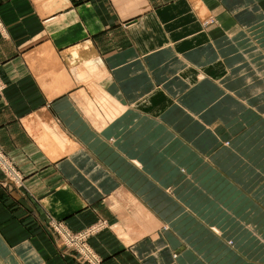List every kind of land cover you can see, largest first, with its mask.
Returning a JSON list of instances; mask_svg holds the SVG:
<instances>
[{"label": "crops", "instance_id": "crops-1", "mask_svg": "<svg viewBox=\"0 0 264 264\" xmlns=\"http://www.w3.org/2000/svg\"><path fill=\"white\" fill-rule=\"evenodd\" d=\"M263 8L264 0H0V149L23 176L18 188L0 171V264H87L52 234L53 221L75 233L105 222L89 238L101 264H210L192 236L178 235L191 233L192 216L223 241L231 224L260 232L229 212L209 218L175 204L204 200L222 183L209 169L220 178L239 169L225 158L230 121L250 107L264 117ZM219 142L223 162L210 164ZM159 200L178 212L172 221L151 204ZM233 240L244 258L215 264H264L253 251L262 242Z\"/></svg>", "mask_w": 264, "mask_h": 264}, {"label": "rangeland", "instance_id": "rangeland-1", "mask_svg": "<svg viewBox=\"0 0 264 264\" xmlns=\"http://www.w3.org/2000/svg\"><path fill=\"white\" fill-rule=\"evenodd\" d=\"M257 11L264 12V8L262 10H257ZM247 22L248 21L246 22L244 21L243 25L246 24ZM233 23L235 24L236 21H233ZM246 25H244V27H246ZM232 26L233 24L230 25V27ZM257 29H258V33L256 34V37L257 39L260 40L261 42L260 44L264 46V28L258 27ZM142 107L145 108V110L149 108V106H147L146 104H143ZM222 108H223L222 106H216L215 110L217 111ZM228 110H229L228 106L226 105V111ZM170 114H172L171 111L159 112V115L163 116V118H166L169 121L172 120V118L169 117ZM155 115L157 116L158 114L156 113ZM223 140L227 142L231 141V145L228 146L227 148L230 149L231 151L225 156V158H227L232 165H236V166L240 165L239 169H237V167L236 168L231 167V169L223 168L222 172L224 174L222 178H220V174H215L211 172L212 169H209V178L210 177L215 178L216 182L219 179H222V183L217 184L216 186L214 185L215 186L214 188L212 187L208 188L205 192L206 199L204 200L198 199V200H190L187 202H185L184 200L176 201L175 209H178L180 212L181 210L180 205L185 206V204H188V206L186 207L190 208V210L187 209L189 210V213H191L192 211L202 212V210L205 209L210 214L209 218L211 217L214 218V216L216 217L217 215L218 216L226 215L229 212L234 214L237 220H239L241 223L244 222L247 224L255 225V226H251L252 230L258 229L260 232H256V233L251 232L249 231L250 227L248 226L245 227V231H244V227H241L242 229L241 231L238 227H235L233 231L232 230L233 224H231L226 226V230H225L226 233L224 234L225 240L223 241V238L215 236V234L211 231V229L208 230L206 226H203L201 225L200 222H197L196 218L192 220L193 216L191 219L188 218L189 221L187 220L184 226L189 227L191 233L186 232L178 235L181 237L192 236L193 237L192 241L194 242V244L198 246V250H199L198 254L199 255L201 254L206 260V262H210V264H215L219 259V257L222 256L224 258H234V257L244 258V256L240 255V253L236 254V252L232 250L234 238L238 242L239 241L245 242L246 241L245 239L247 240L252 239L254 241L253 243L254 245H257L260 242L264 244V225L262 224L259 225V221H264V217L258 216V212H257L258 210L264 211L263 209L264 208V117L261 114H259L255 109L250 107L249 109L244 111L239 117L233 119L228 123L227 130L223 134ZM226 143L222 144L219 142L217 143V147L214 148L215 151L212 150V148L210 149V151H208L209 154H211L210 157L208 156L209 157L208 160L210 164L212 163L221 164L223 162V160L218 155V153H221V151L224 150V148L226 147ZM232 147L234 148L233 150H235L236 153L233 152V150L231 149ZM0 171H2V173L5 176L4 179L6 180L7 176L2 170V168H0ZM256 176L259 177L255 182H253V179ZM8 182L14 185L13 181H8ZM225 188H228L227 191ZM185 192H186L185 190L181 191L180 196L185 197L184 195ZM197 192L192 191V193L201 195L200 193ZM215 200L226 205L225 207L226 209H222V210L215 209V211H213L211 207L214 206ZM151 204L155 205V208H157L161 212H164L167 215V217L170 218L171 221L178 213L175 212L173 208L168 209L170 204V202L168 201L166 202L159 200V201H154ZM247 215L249 216L247 217ZM217 220L219 221V218H217ZM49 224H50V231L53 232L52 234L54 233L59 234L58 230L56 229L57 226H54L52 222H50ZM206 225L208 224L206 223ZM236 229L238 230V232ZM79 232L80 231H78L77 233ZM242 235L243 237L244 235L247 237L243 239ZM179 236L178 238H180ZM201 243L204 244L203 246L205 247L207 246L206 247L207 250H205L207 251V253H205L202 250L203 246L201 245ZM219 245H220L219 248H214V246H219ZM67 246L74 247L71 245H67ZM262 246L261 248L258 247L253 248V251L255 252V256L264 257V248H262ZM237 260H239L240 264H244L243 260L240 261L239 258H237ZM86 263L91 264L88 261H86Z\"/></svg>", "mask_w": 264, "mask_h": 264}, {"label": "bare ground", "instance_id": "bare-ground-1", "mask_svg": "<svg viewBox=\"0 0 264 264\" xmlns=\"http://www.w3.org/2000/svg\"><path fill=\"white\" fill-rule=\"evenodd\" d=\"M3 154V153H2ZM4 158L9 161L11 170L8 171L12 180L7 177L8 181H13L14 185H16L18 188H20L23 185V176L19 172L17 168L14 167L12 162L9 160V158L3 154ZM5 164V163H4ZM14 167V169H13ZM54 226L59 227V236L63 240L65 245H69L71 242H75L74 236H79V239L77 241L78 248L74 246L78 252L79 258L83 259L85 262L88 261L91 264H101V258L100 256L95 252V250L92 248V246L89 243V238L97 233L101 227L102 224L105 222H101L95 226H91L87 229H84L80 231L79 233H75L71 231L66 224L61 223V221H53L52 222ZM91 260V261H90ZM88 264V263H87Z\"/></svg>", "mask_w": 264, "mask_h": 264}, {"label": "built area", "instance_id": "built-area-1", "mask_svg": "<svg viewBox=\"0 0 264 264\" xmlns=\"http://www.w3.org/2000/svg\"><path fill=\"white\" fill-rule=\"evenodd\" d=\"M2 153H3V152H2V150L0 149V168H2V170L4 171V173L6 174V176H7L8 178H10V180H12V178H11L9 172H8V171H10L12 168H11V166H10L9 161L6 160V159L4 158V156H3L4 153H3V154H2ZM4 163H5V164H4ZM13 169H14V167H13ZM56 229L58 230V232L60 231L59 227H57ZM74 239H75V242H71L69 245H71V246H76V247L78 248L77 241H78V239H79V236L75 235V236H74Z\"/></svg>", "mask_w": 264, "mask_h": 264}]
</instances>
